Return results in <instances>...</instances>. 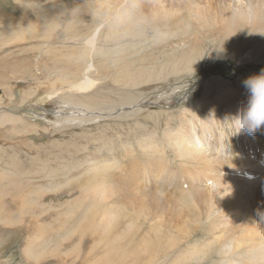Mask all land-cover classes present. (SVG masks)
I'll use <instances>...</instances> for the list:
<instances>
[{
	"label": "rangeland",
	"instance_id": "obj_1",
	"mask_svg": "<svg viewBox=\"0 0 264 264\" xmlns=\"http://www.w3.org/2000/svg\"><path fill=\"white\" fill-rule=\"evenodd\" d=\"M134 10L131 0H0V264H223L252 239L234 210L211 212L207 200L205 216L190 190L180 193L174 142L200 110L247 100L243 81L264 69V30L227 36L222 24L196 38L185 12ZM34 27L47 34L20 31ZM215 132L203 146H217ZM152 146L172 175L148 188L184 205L181 227L143 219L151 208L134 209L129 196L133 161L153 158ZM94 165L115 171L92 176ZM246 200L264 235V198L257 208ZM223 241L229 251L214 253Z\"/></svg>",
	"mask_w": 264,
	"mask_h": 264
},
{
	"label": "bare ground",
	"instance_id": "obj_2",
	"mask_svg": "<svg viewBox=\"0 0 264 264\" xmlns=\"http://www.w3.org/2000/svg\"><path fill=\"white\" fill-rule=\"evenodd\" d=\"M131 2H134L135 10L137 8L144 9L146 5V8H150L153 16L159 12L166 11V13H169V17H174L173 19H175V16H181V13L185 12L186 18L192 19L194 25L191 27L189 22H187L184 28L186 30L187 27L190 28L196 38L209 34L206 33V30H214L222 24V27L225 28L224 34L227 36H230L229 34L235 35L236 31L239 33L241 25L258 32L264 30V0H131ZM165 15L167 16V14ZM45 30H47L46 27H42V29L34 27L29 30L20 29L21 32H25L29 36L40 37L47 34ZM5 32L4 30L0 35H4L3 33ZM94 37L95 34L90 37L89 41L92 42ZM88 85V81H83L79 87L87 88ZM236 100L232 102L236 105V108L229 109L223 114L213 110H200L197 120L188 122L185 125L184 131L186 135L179 136L178 140L174 142V149L177 153L175 161L180 165L179 177L183 181L177 187L180 188L179 191L182 194L186 193L185 188H187L197 198L199 214L202 211L206 216V213L203 211V201L213 200L210 205L211 212L223 209L224 214H230L229 210H234V215H241L240 219L246 223H243L240 230L250 234L252 239L242 238V240L247 241V244H244L245 242L240 244L233 252L235 259L223 264H264V235L259 228L253 226L254 221H251V217H248V203L246 200L248 197H251L253 201L252 207L257 208L256 205H261L264 198V195L258 194L259 190L264 186V144L260 145L261 142H264V131L250 135L246 131L241 130L239 133L245 139V150H242V146L240 148L239 144H233L231 138H234L235 135L238 138L240 136L239 133H235L230 119L245 106L247 101H243L242 99ZM223 102H229V100L224 98ZM209 113L212 115L208 116ZM218 113L224 118V123H220L222 128L218 127ZM207 118L210 119L202 122V120ZM211 130H215L214 135H217V146L215 148L203 146L206 145V136L209 135L207 132ZM231 132L233 134L229 135ZM178 133L180 132H175V134ZM202 135H204L203 138ZM253 145H257L256 149ZM152 147L153 151L157 153L154 154L153 158L144 162H140L139 160L133 161V164L138 166V171H136L137 174L133 172L134 177L130 174L135 180L134 192H131L129 195L131 199H134V206H132L134 209L137 206L140 212L146 211V206L149 209L151 208L153 216L143 214L142 218L145 220L149 219V221H158L159 223L163 222V224H172L174 226L177 224L181 227L184 224L185 218L184 205L180 204L177 207L176 204L170 201L172 200L171 196L162 197V191L158 190L156 185L154 189L148 188V183L153 182L158 184L159 180L168 181V178L172 175L168 173L170 171L169 166L163 161L160 148L156 146ZM214 149L216 154L214 153ZM223 150L224 152L222 153ZM94 166L96 169L92 173V176H98L100 171L106 174H109V171H115L111 167L100 168L97 165ZM119 173L120 169L117 171V174ZM112 179L110 178L111 181ZM142 180L141 184L140 181ZM173 180L171 179L169 185H172ZM260 184L261 187L258 188ZM226 195L228 196L226 197ZM142 196L148 197H146L147 199L144 198L147 200L146 202H138L139 199H143ZM123 198L125 200L128 199L126 197ZM214 228L215 226H213ZM182 232L187 233L185 230ZM180 236L183 239L187 234H181ZM181 239L179 237L175 238L176 241H180ZM176 243L178 244L179 242ZM229 249L230 246L223 241L219 242L213 252L221 255L222 252L226 253ZM205 257H207L206 252L202 251L200 258Z\"/></svg>",
	"mask_w": 264,
	"mask_h": 264
},
{
	"label": "clouds",
	"instance_id": "obj_3",
	"mask_svg": "<svg viewBox=\"0 0 264 264\" xmlns=\"http://www.w3.org/2000/svg\"><path fill=\"white\" fill-rule=\"evenodd\" d=\"M247 92L245 106L235 115L230 122L235 133L241 130L250 135L264 129V69L260 73L251 75L243 81Z\"/></svg>",
	"mask_w": 264,
	"mask_h": 264
}]
</instances>
